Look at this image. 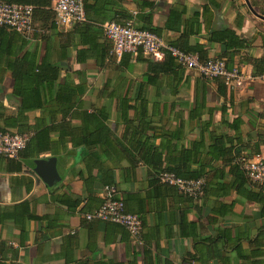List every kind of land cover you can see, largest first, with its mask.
<instances>
[{"label": "crops", "instance_id": "obj_1", "mask_svg": "<svg viewBox=\"0 0 264 264\" xmlns=\"http://www.w3.org/2000/svg\"><path fill=\"white\" fill-rule=\"evenodd\" d=\"M112 4L126 11L135 27L156 30L165 43L177 39L184 30L197 31L190 36V44L204 45L208 60L222 58L239 68L245 78L253 77L247 60L264 58V21L250 12L244 0H87L88 7H95V11L88 10L90 20L86 18V22L92 25L89 30L81 24L42 30L29 37L14 36L15 49L25 38V50L34 53L37 62L46 58L59 65L61 81L71 75L72 83L87 86L85 94L75 99L83 105L82 109L29 112L27 126L21 130L34 126L41 117L48 124L47 119L52 116L69 121L72 115L85 116L82 112L98 115L93 107L105 105L110 141L87 147L70 142L58 145L67 152L61 158L54 157L60 180L51 187L33 171L34 161L53 157L50 153L31 159L0 156V264H264L263 208L228 189L230 176L212 178L202 196L191 198L176 187L161 183L148 168V157L142 159L141 151L145 149L162 150V158H170L167 151L171 148L190 147L199 131L194 129L195 120L189 119V112L195 105L197 89L201 101L204 80L195 71L186 70L191 77L180 82L178 94L169 90L172 80L165 81L159 95L148 87L147 99L159 102L165 109L150 110L144 120H136L135 125L150 121L153 126L143 128L137 141L130 138L135 125L128 129L119 119L116 107L129 86L133 89L129 96L134 98L145 65L132 62L122 79L114 65L100 68L99 60L91 55L84 62L77 59L78 52L87 49L80 43L85 36L95 35L90 38L92 42L102 45L101 30L115 17ZM222 28L251 41V47L229 55L222 45L207 42L209 30ZM12 32H3L4 42ZM7 62V57L0 54V112L3 115L4 104L5 115L15 116L20 103L11 94L13 80L7 72ZM205 84L206 106L219 107L225 101L229 107L231 96L233 106L225 117H240L242 133L248 134L245 142L253 144L258 130L264 131V120L255 119V113L264 111V82L247 80L238 89H228L227 100L216 94L213 83ZM128 117H133L132 111ZM221 118V112L216 110L214 124ZM71 121L69 129L77 134L81 120ZM0 127L3 128V118ZM56 137L53 136L54 141ZM255 157L264 160V146ZM103 180L114 182L113 197L124 203L125 212L140 217V241H133L120 225L84 219L107 197Z\"/></svg>", "mask_w": 264, "mask_h": 264}, {"label": "trees", "instance_id": "obj_2", "mask_svg": "<svg viewBox=\"0 0 264 264\" xmlns=\"http://www.w3.org/2000/svg\"><path fill=\"white\" fill-rule=\"evenodd\" d=\"M86 1L83 0V7L85 17L88 18V10L95 11V7H88ZM94 1L106 2L107 0ZM248 1L254 12L264 17V7H258L256 3L250 0ZM0 2L30 5L33 7L34 31L32 36L36 32L54 30L56 28L54 24L55 16L51 8L52 0H0ZM112 5L115 6L113 11L115 17L110 22L122 25L125 21L131 20L130 15L118 4ZM85 22L81 24H85L84 26L89 30L92 25L88 21ZM138 29L147 30L156 34V30L148 26H141ZM5 31L6 28L0 27V54L6 56L8 59L7 72H9L13 80L11 94L13 98L19 101L20 105L15 116H6V107L3 104V115L0 112V120L3 118L2 129L11 133L27 134L29 137L26 147L18 154L17 158H38L39 154L42 153H50L53 157L61 158L67 151L57 148L60 144L70 142L72 145H79L82 143L87 147L101 142H109L110 133L107 122L109 117L105 105L99 108L93 107V111H97L98 115L82 112L81 114H85V116L80 118L72 115L69 121L52 116L47 119L48 124H46V118L41 117L36 121L34 126L31 127L28 125L26 129L21 130L22 127L27 126L25 123L28 120L26 114L29 112L41 110L44 113L51 109L54 111L82 109L83 105L79 101H75V99L85 94L87 86L84 83L77 85L72 83L69 78L71 75L66 76L64 81H61V69L59 65L49 62L46 58L41 63L37 62L35 54L25 50L28 44L25 38L20 40V44L15 49L14 36L19 37V34L12 32V39L10 38L4 42L3 32ZM101 31L104 36L103 29ZM195 33L197 31L184 30L177 39L166 41L168 45L186 54H197L199 60L205 62L208 59L204 45L189 43L190 36ZM92 36L95 35L85 36L80 41L83 46H87V49L78 52L77 59L79 62H84L86 60L85 57L91 55L96 60H99L98 64L100 68L114 65L119 72L118 78L122 79L126 78L132 62L145 65V70L141 75L142 82L136 85L134 98L129 96L133 92L132 86H129L125 90V96L117 103L116 110L119 114V119L128 129L131 125H135L136 120H140V122L144 120V115H147L148 111L158 110L160 108L165 109V106H161L159 102L147 99L145 95L148 87H151L153 92L159 95L162 93L165 81L172 80V85L168 86L170 88L169 90L171 94H178L180 82L182 80H188L191 77L185 73L186 70L179 66L170 55H166L160 62H154L144 56L141 51H138L136 54L125 53L116 62L113 58L109 57L111 49L110 41L104 36L102 45H98L96 41L92 42V39H90ZM206 40L211 44L222 45L224 52H228L229 55H234L242 49H247L252 44L251 41L240 37L234 30L229 28L209 30ZM226 55L229 57L228 54ZM247 62L252 66L253 77L264 75V58H250ZM226 64L228 69L232 68L228 62ZM196 73L198 74V72ZM199 78L204 80L203 96H201V101H199L197 89L195 105L189 112V119L195 120L194 129H198V136L191 142L189 148L181 146L180 149L173 147L168 150L167 154L170 158H162V150L149 148L141 151L142 159L145 161V158L148 157V168L157 175L160 173H171L187 181L203 179L205 181L203 191H206L212 182V178L222 179L225 176H230L231 181L228 189L236 191L249 201L260 204L263 208L262 212L264 213V186L251 182L238 162L242 157L253 158L260 154V147L264 146V131L258 130L256 140L253 144L250 145V143L245 142V137H248V134L244 136L242 133L243 120L240 117L234 118L233 120L225 117L227 110L233 106L231 104V96L229 99V107L225 101L219 107L209 108L206 106L204 97V95L206 96L205 83H213L216 88V94L220 98L227 100L228 87L225 85L224 80L222 78L209 80L203 78L201 75H199ZM184 88L187 87L185 86ZM47 105H51L52 107L45 109ZM216 110H219L222 114L221 121L218 124H214L213 122V114ZM130 111L133 112L131 119L128 117ZM203 115L207 117L202 121L201 118ZM75 119L81 120L77 134L74 133L73 129H69L71 120ZM255 119L264 120V111L262 113H255ZM143 128L151 129L153 126L150 121L144 124H136L134 127L135 132L130 138L138 141L142 137L140 134ZM222 128L226 131H222ZM12 129L16 130L12 131ZM101 130L102 132H100ZM54 135L57 136L55 141L53 139ZM153 136L155 135L153 134ZM247 151L249 152L246 154ZM102 184L106 188L116 190L114 182L111 180H103ZM218 185L223 186L222 183H218Z\"/></svg>", "mask_w": 264, "mask_h": 264}, {"label": "built area", "instance_id": "obj_3", "mask_svg": "<svg viewBox=\"0 0 264 264\" xmlns=\"http://www.w3.org/2000/svg\"><path fill=\"white\" fill-rule=\"evenodd\" d=\"M51 8L54 12L56 28L68 29L86 21L83 0H52ZM0 27L24 37L31 36L34 31L33 7L0 2ZM103 31L105 38L111 43L109 57L116 62L125 53L136 54L141 51L144 56L154 62H160L166 55H170L179 66L185 70H194L205 79L222 78L228 89H238L247 80L264 82V75L245 78L239 68L228 69L224 59H210L201 62L197 54H186L168 45L156 34L136 28L132 20H127L122 25L109 22L103 26ZM28 138L27 135L4 131L0 127V156L16 159L26 147ZM238 162L251 182L264 186V160L257 157H242ZM158 179L163 184L176 187L180 193L188 197L198 198L203 194L205 183L203 179L187 181L171 173H160ZM107 192V197L102 205L96 211L87 213L84 219L120 225L129 233L133 241H140L142 231L140 217L125 212L124 203L113 197L115 193L113 188H107Z\"/></svg>", "mask_w": 264, "mask_h": 264}, {"label": "water", "instance_id": "obj_4", "mask_svg": "<svg viewBox=\"0 0 264 264\" xmlns=\"http://www.w3.org/2000/svg\"><path fill=\"white\" fill-rule=\"evenodd\" d=\"M247 4L250 12L257 18L264 21V17L255 13L251 6L249 5L248 0H244ZM57 159L54 157L48 159H38L34 161V173L48 186L51 187L54 183L59 182V176L56 170Z\"/></svg>", "mask_w": 264, "mask_h": 264}, {"label": "rangeland", "instance_id": "obj_5", "mask_svg": "<svg viewBox=\"0 0 264 264\" xmlns=\"http://www.w3.org/2000/svg\"><path fill=\"white\" fill-rule=\"evenodd\" d=\"M250 1L256 3L258 7H261V6L264 7V0H250Z\"/></svg>", "mask_w": 264, "mask_h": 264}]
</instances>
